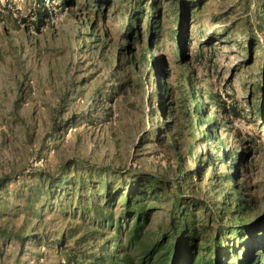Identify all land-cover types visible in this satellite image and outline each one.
<instances>
[{
  "label": "rangeland",
  "instance_id": "1",
  "mask_svg": "<svg viewBox=\"0 0 264 264\" xmlns=\"http://www.w3.org/2000/svg\"><path fill=\"white\" fill-rule=\"evenodd\" d=\"M150 1L0 0V179L6 181L1 201L19 204L29 188L46 177L57 178L67 171L71 177L102 171L110 181L135 173L168 181L182 178L186 197L208 201L211 206L232 202L229 195L235 186L251 202L256 216L264 213V0H157L160 28L147 54L149 61L159 60L160 69L170 74L168 82L179 89L178 57L170 31L185 32L186 65L202 80L204 90L211 89L236 111L237 116L229 120L243 139L255 142L252 156L244 159L246 167L235 174L220 160L235 147L225 129L219 133L220 145L215 136L202 141V130L188 138L192 155L187 154L188 144L182 139L178 156L168 149V139L154 142L161 122L151 115L157 102L156 81L167 74L158 68L150 70L149 61L136 66L137 72L128 81L114 71L118 47L128 41L136 59L145 47L135 31L130 38L123 37L133 13L141 16L143 44L150 41L144 32L151 18ZM185 7L188 18L179 14ZM215 117L219 111L213 106L208 122ZM208 154L215 161L213 167L205 168ZM177 157L185 163L179 177ZM199 158L200 169H205L201 182L193 174ZM72 162L77 170H69ZM233 174L235 184L223 180ZM171 189L151 217L154 230L168 221L173 185ZM80 199H60L59 208L46 214V219L53 220L47 224L48 232H64L68 237L80 225L73 218ZM60 209L68 212L67 220ZM197 216L203 221L200 212ZM78 237L66 240L65 246L75 247ZM232 243L239 253L240 246ZM8 249L4 257L11 258L9 264L61 262L55 246L43 249L41 257L26 253L18 262Z\"/></svg>",
  "mask_w": 264,
  "mask_h": 264
},
{
  "label": "trees",
  "instance_id": "2",
  "mask_svg": "<svg viewBox=\"0 0 264 264\" xmlns=\"http://www.w3.org/2000/svg\"><path fill=\"white\" fill-rule=\"evenodd\" d=\"M150 7L151 18L144 31L150 41L143 44L141 16L137 13L132 14L131 23L123 35L128 39L132 32L137 33L141 47L145 46L137 57L139 59H136L128 41L116 51L114 71L125 76L127 81L137 72L136 66L138 68L139 64L149 61L147 54L160 28L157 0H151ZM187 8H184L185 13H179L183 18H188ZM185 36L180 28L170 31L175 43L173 53L178 57L175 60L180 70L177 76L181 83L179 89L168 82L170 74L162 67L160 69L159 60L152 58L149 61L150 70L158 68V72L164 76L167 74L165 79L156 81L154 96L157 102L151 115L154 113L161 122L156 127L154 142L160 144L168 139V149L178 156L182 147L178 141L182 139L188 144L187 154L192 155L193 146L188 143V138L202 130V141L207 142L211 136H215V143L220 145L219 133L225 129L231 133L235 147L220 160L228 165L229 171H237L240 167H246L244 159L252 156L255 142L243 139L229 120L237 116L236 111L221 101L211 89L204 90L200 83L202 80H198L196 73L186 65ZM102 50L100 47L99 53ZM122 87L120 84L118 89ZM213 106L218 109L219 117L208 122L209 110ZM177 137L178 140L175 139ZM248 144L249 147L245 148ZM177 158L175 172L179 177L185 163ZM213 159L214 156L210 154L206 156L205 168L213 167ZM200 162L199 158L193 171L199 182L205 172V169H200ZM71 169H78L74 162ZM69 174L67 171L57 178L46 177L41 183L31 186L19 204L9 206L0 199V264H9L11 260L4 257L7 248L11 256L15 255L14 261L18 262L26 253L41 257L43 249L51 246L57 248L59 262L63 261L64 264H232L231 253L234 254L235 264H264V213L256 216L251 202L235 186L229 195L232 202L223 200L211 206L208 201L186 197L182 178L168 181L154 175L135 173L127 177L120 175L116 181H110L109 175L105 177L102 171L86 172L87 176L71 177ZM234 174L224 176L223 180L235 184ZM5 185V179H0V193ZM172 185L168 221L154 230L151 217L163 204L161 197ZM65 196L81 198L79 207H75L76 212L73 211V218L78 219L80 225H75L68 237L64 232H48L47 224L52 219H46V214H53L59 208L56 204ZM59 212L63 214V220H67L65 215L68 212L63 209ZM199 212L204 216L203 221L198 219ZM32 219L39 222L34 223ZM77 235L75 247L65 246L66 240L72 241ZM257 239L261 241L256 242ZM233 241L240 246L239 253L235 252ZM61 262L59 264H63Z\"/></svg>",
  "mask_w": 264,
  "mask_h": 264
}]
</instances>
